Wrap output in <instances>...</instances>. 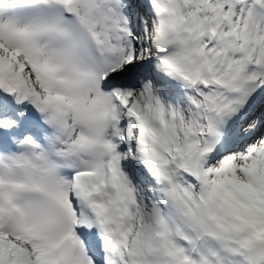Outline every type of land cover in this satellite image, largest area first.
Returning a JSON list of instances; mask_svg holds the SVG:
<instances>
[{"label":"snow or ice","instance_id":"obj_1","mask_svg":"<svg viewBox=\"0 0 264 264\" xmlns=\"http://www.w3.org/2000/svg\"><path fill=\"white\" fill-rule=\"evenodd\" d=\"M0 264H264V0H0Z\"/></svg>","mask_w":264,"mask_h":264}]
</instances>
